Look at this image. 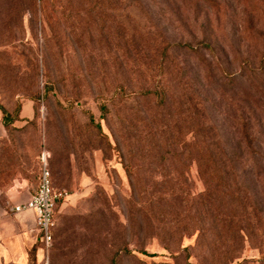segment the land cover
<instances>
[{"label":"rangeland","instance_id":"obj_1","mask_svg":"<svg viewBox=\"0 0 264 264\" xmlns=\"http://www.w3.org/2000/svg\"><path fill=\"white\" fill-rule=\"evenodd\" d=\"M0 105L27 264H264V0H0Z\"/></svg>","mask_w":264,"mask_h":264},{"label":"crops","instance_id":"obj_2","mask_svg":"<svg viewBox=\"0 0 264 264\" xmlns=\"http://www.w3.org/2000/svg\"><path fill=\"white\" fill-rule=\"evenodd\" d=\"M25 193L10 191L0 198V264H27L28 251L26 241L33 243L35 231H39L35 216L31 211H10L13 205L23 203L31 197ZM40 233V232H39Z\"/></svg>","mask_w":264,"mask_h":264},{"label":"built area","instance_id":"obj_3","mask_svg":"<svg viewBox=\"0 0 264 264\" xmlns=\"http://www.w3.org/2000/svg\"><path fill=\"white\" fill-rule=\"evenodd\" d=\"M66 196L65 190L54 188L50 170L42 163L37 188L31 197L23 203L10 206V211H31L35 216L36 226L41 234V242L46 249L53 239L54 212L57 202Z\"/></svg>","mask_w":264,"mask_h":264},{"label":"trees","instance_id":"obj_4","mask_svg":"<svg viewBox=\"0 0 264 264\" xmlns=\"http://www.w3.org/2000/svg\"><path fill=\"white\" fill-rule=\"evenodd\" d=\"M174 45L186 46L190 49L192 48L191 45L187 42L181 43V44L175 43ZM147 93H149V91ZM101 108H102V110L105 111L106 110L105 104H102ZM0 109L2 110V113H3V121H4L5 126H8L11 122H13V120L17 119L11 113H8L1 105H0ZM89 117H90V119H92L91 115H89ZM97 126L99 127V124ZM246 135L248 136V139H249V135L248 134H246ZM213 163H214V161L209 157L208 163L200 166V172H204L205 168L207 169V168L213 167L212 166ZM40 237H41V234H40ZM110 264H116L114 258L112 259Z\"/></svg>","mask_w":264,"mask_h":264}]
</instances>
